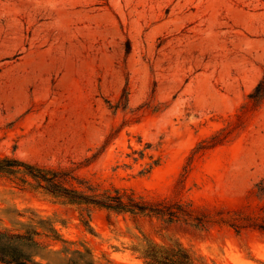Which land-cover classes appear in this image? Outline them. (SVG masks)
Segmentation results:
<instances>
[{"label": "rangeland", "instance_id": "obj_1", "mask_svg": "<svg viewBox=\"0 0 264 264\" xmlns=\"http://www.w3.org/2000/svg\"><path fill=\"white\" fill-rule=\"evenodd\" d=\"M264 72V0H0V158L77 168L95 184L204 207L264 204V101L230 140ZM143 154V157L140 156ZM71 205L21 176L0 175V230H33L27 251L62 264V244L96 261L142 264L131 245L175 240L202 264H264V234L199 230Z\"/></svg>", "mask_w": 264, "mask_h": 264}, {"label": "trees", "instance_id": "obj_2", "mask_svg": "<svg viewBox=\"0 0 264 264\" xmlns=\"http://www.w3.org/2000/svg\"><path fill=\"white\" fill-rule=\"evenodd\" d=\"M263 101L264 72L248 95L247 103L241 108L235 123L227 125L194 149L178 182L181 189L194 159L227 143L235 132L243 127L248 114L255 111ZM140 156L143 157V154L140 153ZM76 170L77 168L67 167L44 168L14 158H0V175H20L23 183L29 180L36 189L73 206L85 228H90L93 211H103L109 224L111 216L115 215L129 217L135 225L140 219H149L167 224L180 223L204 231L227 228L236 235L246 231L264 234V204L257 209L250 206L227 209L199 206L176 197L145 198L129 189L92 183L82 178ZM256 188L258 193L264 192V178ZM39 236L40 234L33 230H26L24 233L0 230V264H43L27 251L29 247L42 246L37 239ZM51 238L54 242L62 244L61 253H64L65 258L62 264H113L109 259H105L104 263L97 262L88 249L71 248L70 243L63 241L55 233ZM130 251L142 264H202L186 247L175 240L158 243L144 237L134 242Z\"/></svg>", "mask_w": 264, "mask_h": 264}]
</instances>
